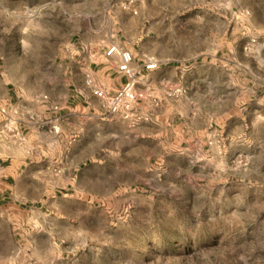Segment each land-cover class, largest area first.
<instances>
[{"label": "rangeland", "instance_id": "obj_1", "mask_svg": "<svg viewBox=\"0 0 264 264\" xmlns=\"http://www.w3.org/2000/svg\"><path fill=\"white\" fill-rule=\"evenodd\" d=\"M136 2L132 12L128 0H0V95L28 102L59 93L61 64L91 39L124 41L151 23L171 44L194 28L195 52L168 60L187 70L164 92L187 93L197 129L225 95L233 114L225 149L204 155L183 143L180 154H133L120 152L128 144L117 135L100 132L91 145L85 132L81 167L54 166L39 201L20 197L36 195L24 178L17 197L0 200V264H264V0ZM223 75L227 84L208 87ZM101 120L121 122L101 124L115 131L135 126Z\"/></svg>", "mask_w": 264, "mask_h": 264}, {"label": "crops", "instance_id": "obj_2", "mask_svg": "<svg viewBox=\"0 0 264 264\" xmlns=\"http://www.w3.org/2000/svg\"><path fill=\"white\" fill-rule=\"evenodd\" d=\"M222 30L217 31L219 32L217 34L221 35L220 38L222 36L227 38L225 26ZM173 33L175 35L179 32ZM197 33L196 29H189L188 34L191 39H182L177 42L172 40L169 44L165 42L163 36H153L152 24L149 23L124 41L112 39L97 42L91 39L83 43L81 49L69 55V62L61 64L60 91L49 94L51 98L57 100L56 108L50 101L26 102L22 98L17 100L15 93L11 90L0 95V102L5 106L13 107L16 101V105L23 104L19 110V126L11 134H8L3 127L5 116L0 111V200L11 196L17 197L18 193L14 187L18 180L24 178L25 187L34 189L33 192L36 195L27 197L29 192L24 191L19 194L20 197L39 201L40 198L36 196H44L45 189L52 184L51 170L54 166H60L62 172H70L72 169L77 170L81 167L83 163L81 155L86 148L80 144L76 145V141H81L85 132L92 141L91 145L94 144V139L100 132L117 135L128 144L118 148L120 152L126 153L131 149L129 152L133 154L145 155L147 149L151 150L152 147L159 150L166 148L167 153L180 154L171 151L167 143L163 141L161 134L165 129L169 131L171 142L182 146L183 143H187L198 153L210 155L216 147L221 148V145L225 149V140L228 137L227 123L233 115L231 111H228L225 95L217 96L218 101L223 103L219 111L211 109L204 111L207 118L205 127L197 129L196 111L190 107L191 100L187 93L169 97L164 92L167 84L179 85L181 82L177 69L180 72L187 70L168 64V60L185 58L191 55L189 53H194L197 46L195 38ZM208 34L212 35L213 32L205 33L206 36ZM210 35L208 38H211ZM152 38L156 39L157 46H151ZM113 44L118 48L131 51L133 54L131 65L136 72L137 87L145 89L151 96L149 100L138 101L137 124L134 127L122 125L123 129L116 131L112 126L101 125L121 122L101 120L103 104L94 93L96 88H100L107 94H114L127 78L118 68L121 61L120 54L117 52L107 54V50ZM144 53L159 56L160 65L155 69L145 68L142 62ZM227 82L226 75L219 76L216 80L208 81V87L216 88ZM255 101H257L256 96ZM257 102L261 103L259 108L264 110V100ZM260 117L258 123L264 125V115ZM53 125L59 127V132L53 131ZM20 133L24 134L22 142L19 141ZM71 137L76 138L75 142L68 144ZM211 141L213 143L208 145ZM105 149L104 154L109 153L108 147ZM133 161H135L134 158L128 160L132 163Z\"/></svg>", "mask_w": 264, "mask_h": 264}, {"label": "built area", "instance_id": "obj_3", "mask_svg": "<svg viewBox=\"0 0 264 264\" xmlns=\"http://www.w3.org/2000/svg\"><path fill=\"white\" fill-rule=\"evenodd\" d=\"M127 7L132 12H136L138 9V3L136 0H128ZM117 52L120 54L121 61L118 64V68L127 76L124 83L114 94H107L104 90L96 88L94 93L99 97L103 104V118H118L124 121L130 126L136 125L138 121L137 115V103L138 101H146L150 99V94L145 89L137 87V77L134 68L131 65L133 60V54L128 49L118 48L115 44L111 45L107 50V54ZM142 62L145 68L155 69L160 63L161 59L155 54H142ZM181 92L180 87H175L172 90L173 95H179ZM36 100L50 101L53 107L58 106L56 99L51 98L48 94H38ZM23 106L22 103L17 104L14 108H9L0 102V111L5 116L3 127L7 131H16L17 123L19 120V110ZM54 132H59V127L53 125ZM162 139L167 143L168 148L175 153H184V147L180 144L170 141V134L168 130L162 131ZM240 163L241 159L232 160Z\"/></svg>", "mask_w": 264, "mask_h": 264}]
</instances>
